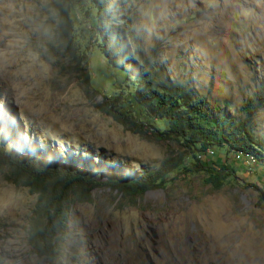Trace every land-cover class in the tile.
Instances as JSON below:
<instances>
[{"label":"rangeland","instance_id":"1","mask_svg":"<svg viewBox=\"0 0 264 264\" xmlns=\"http://www.w3.org/2000/svg\"><path fill=\"white\" fill-rule=\"evenodd\" d=\"M84 1V0H80ZM144 59L159 78L187 87L208 108L241 118L264 83V0H131ZM61 0H0V146L61 163L136 176L157 171L165 144L128 131L97 106L129 92L106 80L107 60L93 33L94 9L74 23L75 47L101 93L86 92L58 34ZM94 26V25H93ZM73 68V69H72ZM163 128V121H156ZM264 137V108L254 118ZM149 135V134H148ZM214 149V148H213ZM236 172L222 188L205 172L170 176L165 187L131 200L105 185L73 203L51 256L30 245L37 195L0 169V264H264V166L215 148ZM183 150L173 148V156ZM254 161V160H253ZM255 162V161H254Z\"/></svg>","mask_w":264,"mask_h":264},{"label":"trees","instance_id":"2","mask_svg":"<svg viewBox=\"0 0 264 264\" xmlns=\"http://www.w3.org/2000/svg\"><path fill=\"white\" fill-rule=\"evenodd\" d=\"M87 4L95 11V24L91 27L109 66L110 76L105 79L116 85L126 84L129 89L126 94L112 97L104 94L97 108L128 131L165 144L167 155L160 168L146 176L107 168L108 178L101 183L93 176L95 167L56 162L29 149L8 152L0 146V169L9 170V182L25 186L37 195L30 245L39 257L53 254L55 236L68 219L70 205L89 202L96 187L105 185L135 200L150 190L165 187L175 172L194 171L205 172V184L218 190L236 174L227 159H216V151L208 155L209 149L221 147L237 151L250 164L264 166V137H258L254 131V118L264 108V83L241 105V118L226 111L210 110L204 97L154 73L151 60L144 59L140 50L139 34L130 12L131 0H61V48L71 52L76 68L72 69L82 73L80 79L86 92L101 93L92 71L79 69L86 57H81L75 47L73 26L80 21L82 10L91 13ZM159 120L163 121V128L157 124ZM174 147L183 152L174 157ZM255 188L259 192L258 204L264 207V191Z\"/></svg>","mask_w":264,"mask_h":264},{"label":"built area","instance_id":"3","mask_svg":"<svg viewBox=\"0 0 264 264\" xmlns=\"http://www.w3.org/2000/svg\"><path fill=\"white\" fill-rule=\"evenodd\" d=\"M208 155H213L214 154V150H212V149H209L208 150ZM245 166H247L250 170H252V168H254V166H252L249 162H247V161H245Z\"/></svg>","mask_w":264,"mask_h":264}]
</instances>
